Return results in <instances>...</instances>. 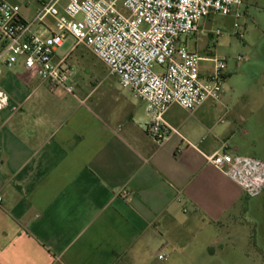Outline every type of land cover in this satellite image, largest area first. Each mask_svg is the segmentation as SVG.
<instances>
[{
	"label": "crops",
	"instance_id": "crops-1",
	"mask_svg": "<svg viewBox=\"0 0 264 264\" xmlns=\"http://www.w3.org/2000/svg\"><path fill=\"white\" fill-rule=\"evenodd\" d=\"M5 1L30 21L44 0ZM53 29L49 19L37 32ZM0 89L9 95L0 113V264H211L225 229L263 202L264 193L249 205L208 160L224 143L240 150L224 119H212L227 107L224 91L192 114L171 106L164 119L174 131L157 144L146 103L119 82L70 94L19 62L3 69Z\"/></svg>",
	"mask_w": 264,
	"mask_h": 264
},
{
	"label": "built area",
	"instance_id": "built-area-1",
	"mask_svg": "<svg viewBox=\"0 0 264 264\" xmlns=\"http://www.w3.org/2000/svg\"><path fill=\"white\" fill-rule=\"evenodd\" d=\"M63 1L44 0L34 18L27 21L20 5L0 0V76L4 68L22 62L51 90L62 88L74 94L69 55L61 47L68 39L71 49L83 44L118 78L121 88L146 103L145 129L157 144L173 130L164 119L171 106L192 114L206 102L221 100L228 59L210 57L213 65L203 75L205 58L181 38L203 33L200 22L204 19H240L245 0ZM47 18L54 20V29L42 36L34 29ZM243 31L238 23L233 25L235 36L243 38ZM210 33L216 39L223 34L219 29ZM207 54L211 56V50ZM157 66L160 72L155 70ZM8 104L9 95L0 89V113ZM208 160L249 197L264 193V162L230 152L227 143Z\"/></svg>",
	"mask_w": 264,
	"mask_h": 264
},
{
	"label": "rangeland",
	"instance_id": "rangeland-1",
	"mask_svg": "<svg viewBox=\"0 0 264 264\" xmlns=\"http://www.w3.org/2000/svg\"><path fill=\"white\" fill-rule=\"evenodd\" d=\"M240 12L242 17L238 20L215 16L200 22L201 28L221 30L223 34L218 40L210 35L195 34L181 39L190 50H196L198 43V50L205 58L201 62L203 71L212 67L213 63L208 60L212 56L228 59L225 70L228 76L223 84L227 107L218 110L212 119H224L220 127H230L235 132L229 145L232 149L240 148L236 153L238 156L264 162V0H245ZM235 23L243 28V38L231 36ZM72 45L71 40H66L61 52L69 55L76 89L118 85V78L110 74L88 47L80 44L71 49ZM209 50L211 56L207 54ZM239 57H242L240 63ZM155 70L160 72L162 69L157 66ZM252 201V198L247 200L249 205ZM239 220L242 225L225 229L218 239L214 246L217 258L211 264H264V198L259 208L249 207L248 213L241 215Z\"/></svg>",
	"mask_w": 264,
	"mask_h": 264
}]
</instances>
